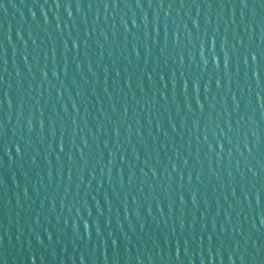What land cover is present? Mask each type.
<instances>
[{
  "label": "water",
  "instance_id": "obj_1",
  "mask_svg": "<svg viewBox=\"0 0 264 264\" xmlns=\"http://www.w3.org/2000/svg\"><path fill=\"white\" fill-rule=\"evenodd\" d=\"M0 264H264V0H0Z\"/></svg>",
  "mask_w": 264,
  "mask_h": 264
}]
</instances>
